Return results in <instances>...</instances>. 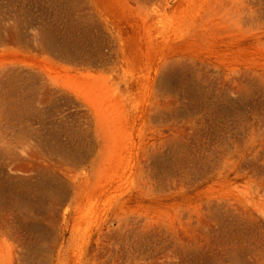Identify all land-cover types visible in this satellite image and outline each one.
I'll return each instance as SVG.
<instances>
[{"label":"rangeland","instance_id":"1","mask_svg":"<svg viewBox=\"0 0 264 264\" xmlns=\"http://www.w3.org/2000/svg\"><path fill=\"white\" fill-rule=\"evenodd\" d=\"M0 264H264V0H0Z\"/></svg>","mask_w":264,"mask_h":264}]
</instances>
